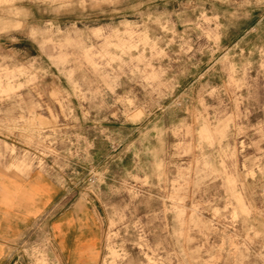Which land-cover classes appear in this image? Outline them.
Listing matches in <instances>:
<instances>
[{
    "label": "rangeland",
    "instance_id": "1",
    "mask_svg": "<svg viewBox=\"0 0 264 264\" xmlns=\"http://www.w3.org/2000/svg\"><path fill=\"white\" fill-rule=\"evenodd\" d=\"M0 167L91 221L74 264H264V0H0Z\"/></svg>",
    "mask_w": 264,
    "mask_h": 264
},
{
    "label": "crops",
    "instance_id": "2",
    "mask_svg": "<svg viewBox=\"0 0 264 264\" xmlns=\"http://www.w3.org/2000/svg\"><path fill=\"white\" fill-rule=\"evenodd\" d=\"M63 198L61 185L43 171L34 169L19 174L0 167V264H12L13 245L29 232L35 221L50 211H55L50 219V231L62 264H74L71 254L76 235L90 231L91 221L80 226L77 207L71 202L60 205ZM86 208L94 214L92 209ZM56 222L62 223L61 238L51 228Z\"/></svg>",
    "mask_w": 264,
    "mask_h": 264
}]
</instances>
